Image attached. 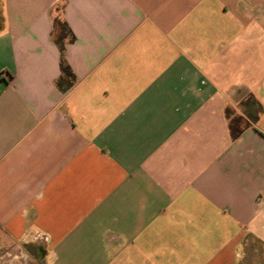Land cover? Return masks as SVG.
<instances>
[{"label": "crops", "instance_id": "obj_1", "mask_svg": "<svg viewBox=\"0 0 264 264\" xmlns=\"http://www.w3.org/2000/svg\"><path fill=\"white\" fill-rule=\"evenodd\" d=\"M0 264H264V0H0Z\"/></svg>", "mask_w": 264, "mask_h": 264}]
</instances>
